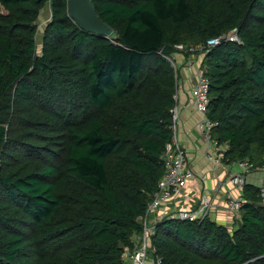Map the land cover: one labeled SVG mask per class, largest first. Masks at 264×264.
<instances>
[{
	"label": "trees",
	"instance_id": "obj_1",
	"mask_svg": "<svg viewBox=\"0 0 264 264\" xmlns=\"http://www.w3.org/2000/svg\"><path fill=\"white\" fill-rule=\"evenodd\" d=\"M93 3L112 37L80 28L68 0H0V264H124L173 136L179 72L166 56H203L223 162L264 164V0ZM233 31L240 41L208 45ZM242 195L233 229L156 223L153 260L264 264L259 187Z\"/></svg>",
	"mask_w": 264,
	"mask_h": 264
},
{
	"label": "built area",
	"instance_id": "obj_2",
	"mask_svg": "<svg viewBox=\"0 0 264 264\" xmlns=\"http://www.w3.org/2000/svg\"><path fill=\"white\" fill-rule=\"evenodd\" d=\"M224 37L232 41H240L238 35L233 31L226 36L210 39L208 45L214 46ZM176 48L179 51L184 49L182 45H179ZM190 51H195V48H191ZM166 58L179 72L175 59L172 56H166ZM208 88V80L204 77L202 68L199 67L197 83L191 92V97L196 109L204 115L202 122L199 124V130L207 141L215 146L216 152L213 155V158H215L216 161H223L225 147L219 145L211 134L212 128L216 126L218 122L212 121L207 116V106L209 103ZM178 94L177 89V92L174 95L176 105L173 108V136L163 155L165 173L160 179L156 191H154L152 195L146 214L140 220L143 227L142 232L134 236L133 246L127 248L122 255L124 264H146L148 257L153 253L151 236L155 233V224L151 222V214L154 211L161 209L174 197L181 195L189 181L195 176V172L189 163L187 151L177 139V121L179 119ZM234 164L238 165L239 171H236L231 176V181L241 190V192L238 195L229 197L227 201V210L231 215H237V217H240V211L244 203L242 195L243 187L249 182L250 176L256 171L262 173V176L257 178L256 182L259 187V195L262 204L264 205V164L257 168H254V166L247 160L239 161ZM211 207V198L204 196L197 208L188 210L177 209L171 212L169 216L171 218L179 219H203L210 216ZM153 261L156 264H160V258Z\"/></svg>",
	"mask_w": 264,
	"mask_h": 264
},
{
	"label": "crops",
	"instance_id": "obj_3",
	"mask_svg": "<svg viewBox=\"0 0 264 264\" xmlns=\"http://www.w3.org/2000/svg\"><path fill=\"white\" fill-rule=\"evenodd\" d=\"M51 17L52 15L41 22L44 24L43 30ZM40 18L42 19L41 15ZM174 56L178 60L179 67L177 139L187 151L189 163L195 172V176L189 181L181 195L174 197L161 209L151 214V222L156 224L177 209L197 208L204 196H207L212 201L209 217L219 224L233 229L236 225L235 221L240 217L231 215L227 210V201L229 197L241 192L231 181V176L239 171V167L236 164H226L213 158L216 148L207 141L199 130V124L204 115L196 109L191 97L192 89L197 83L198 70L201 67L203 56L184 55L183 53H175ZM261 176L262 173L254 172L250 176L249 182L254 183V179L256 181Z\"/></svg>",
	"mask_w": 264,
	"mask_h": 264
},
{
	"label": "water",
	"instance_id": "obj_4",
	"mask_svg": "<svg viewBox=\"0 0 264 264\" xmlns=\"http://www.w3.org/2000/svg\"><path fill=\"white\" fill-rule=\"evenodd\" d=\"M69 16L83 30L110 38L115 30L97 13L93 0H68Z\"/></svg>",
	"mask_w": 264,
	"mask_h": 264
},
{
	"label": "rangeland",
	"instance_id": "obj_5",
	"mask_svg": "<svg viewBox=\"0 0 264 264\" xmlns=\"http://www.w3.org/2000/svg\"><path fill=\"white\" fill-rule=\"evenodd\" d=\"M50 2L51 1H49L48 4L46 5V8L42 10V12H41L42 19L40 18L39 21H38V23H39V32H38L37 41H38V51L39 52L41 51V40H42L41 38H42L43 26H44V24H42L41 22L43 20H46L48 17H50V15H52ZM174 58L177 60L176 56H174ZM223 146L225 148L227 147L226 145H223ZM255 173L261 174L259 171H256ZM254 184L257 185V182L255 181V179H254ZM153 258L154 257L152 255H150L148 257L147 261H146V264H154Z\"/></svg>",
	"mask_w": 264,
	"mask_h": 264
}]
</instances>
